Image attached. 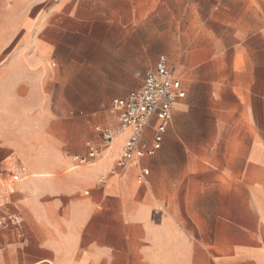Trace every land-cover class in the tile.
<instances>
[{"label": "crops", "instance_id": "1", "mask_svg": "<svg viewBox=\"0 0 264 264\" xmlns=\"http://www.w3.org/2000/svg\"><path fill=\"white\" fill-rule=\"evenodd\" d=\"M85 54L120 96L82 145L46 104ZM163 57L161 148L77 165ZM0 264H264V0H0Z\"/></svg>", "mask_w": 264, "mask_h": 264}, {"label": "built area", "instance_id": "2", "mask_svg": "<svg viewBox=\"0 0 264 264\" xmlns=\"http://www.w3.org/2000/svg\"><path fill=\"white\" fill-rule=\"evenodd\" d=\"M142 84L131 91L125 98L113 101L112 110L116 115V128L97 126L95 131L101 141L96 144L88 142L84 156H74V162L79 166H86L101 157L113 147L116 138L126 136L122 154L117 162L118 167H125L129 163L140 164L150 153L151 149L161 148L164 135L172 120L174 103L185 97L181 81L176 78L166 58H161L154 70L144 75L138 74ZM157 121L154 123V121ZM153 131L152 144L148 139L147 130ZM144 176L150 171L143 169Z\"/></svg>", "mask_w": 264, "mask_h": 264}, {"label": "rangeland", "instance_id": "3", "mask_svg": "<svg viewBox=\"0 0 264 264\" xmlns=\"http://www.w3.org/2000/svg\"><path fill=\"white\" fill-rule=\"evenodd\" d=\"M91 39H84L85 44H90ZM5 59L9 56H4ZM70 57V56H69ZM95 55L85 54V65L83 70H68L67 85L62 90V102H57V88L51 89L50 102L46 104V109L57 111L63 114V118H56L53 122H62V127L66 125L69 138L77 140L78 144L85 142L94 135L93 129L98 124H106L109 119V107L111 101L120 96L114 94L115 88L106 86L101 71L93 69L92 62ZM26 74L23 72L22 74ZM64 74V72H60ZM24 74V75H25ZM56 71H53V75ZM23 75V76H24ZM21 85L29 86V79L21 78ZM113 92V93H111ZM29 89L25 96L28 98ZM122 96V95H121ZM34 104L21 103V110H34Z\"/></svg>", "mask_w": 264, "mask_h": 264}]
</instances>
